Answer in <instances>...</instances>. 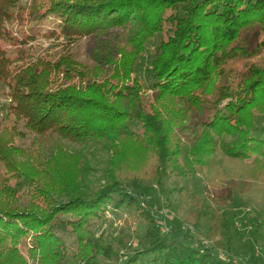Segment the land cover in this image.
I'll return each instance as SVG.
<instances>
[{
    "label": "trees",
    "instance_id": "trees-1",
    "mask_svg": "<svg viewBox=\"0 0 264 264\" xmlns=\"http://www.w3.org/2000/svg\"><path fill=\"white\" fill-rule=\"evenodd\" d=\"M16 2L0 0V17ZM51 14L60 36L87 39L85 60L54 67L86 85L52 88L50 66L8 71L0 53L6 115L34 135L27 150L0 132V264H238L160 236L130 188L147 182L174 197L178 221L220 234L227 251L226 202H258L247 204L248 225L264 247V60L251 59L264 49L254 40L264 0H30L28 26ZM97 150L106 159L93 191L83 176ZM107 206L145 223L148 241L118 256L121 241L97 233Z\"/></svg>",
    "mask_w": 264,
    "mask_h": 264
},
{
    "label": "rangeland",
    "instance_id": "rangeland-1",
    "mask_svg": "<svg viewBox=\"0 0 264 264\" xmlns=\"http://www.w3.org/2000/svg\"><path fill=\"white\" fill-rule=\"evenodd\" d=\"M29 4L30 0H17L15 5L11 7L9 16L0 17V53H3L4 57L9 60L7 70L12 71L16 67L29 63H36L34 66L37 70H39L41 66H50L56 71L54 68L55 65L67 59L68 56L72 57L73 63L85 60L84 49L87 45V39L81 38L71 41L60 36L57 31L59 17L53 14L47 15L42 21L32 26H28L30 25L27 20V8ZM51 32H55V34L51 35ZM26 35H31V37L28 38L27 41L21 42L24 41L23 39ZM263 39L264 30L259 31L254 36L255 41ZM19 51H23V55H20ZM251 56V59L254 60H264V49L256 51L255 54ZM240 63L242 62L237 61L234 67L239 69ZM60 67L62 69L65 65H60ZM75 67L77 66L75 65ZM49 77H51L52 88L56 89L66 86L83 87L82 85H84L85 87L86 85L85 83H80L74 76L65 80L60 70L51 72ZM7 92L8 88L3 82H0V132H6L12 144L22 146L29 150L30 144L34 140V135L25 128L23 121L16 122L12 116L7 117ZM131 126L134 129H138L137 122L135 121H131ZM11 127H15V131L11 130ZM73 148L79 149V147L75 145ZM95 152V157H89L90 169L83 176V184L86 183L85 185L87 188L93 191L97 188L96 185H98L97 183L100 181L98 178L105 167L104 161L106 159L104 151L101 152L97 150ZM228 168L232 174H235L236 180L239 175L236 166L229 165ZM4 172V165L0 161V176H2ZM197 182L198 180L195 178V183ZM142 184L138 186H136V184L130 185V188L140 193L139 199L141 206L143 209L149 210L153 215V223L160 236H169L173 232H176L178 236H186L187 241L190 242V246L201 250H210L222 259L230 260L238 264H251L252 261L258 263L261 260L264 261L263 244L258 243L255 234L251 232L252 230H250L248 225V219L252 217V213L250 206L247 204L259 207L260 204L258 202L250 198H243L240 199L242 200V206H238V204L233 201L218 203L220 206L223 204V208L227 206L223 211L224 215H228L229 220H226V222L232 220L234 223L231 233L232 248L234 250L227 251V249L217 245L220 234L215 233L212 239L206 238L198 235L199 231L197 227L189 221L177 220L174 209L175 204L173 202L174 197L171 194L161 190L154 182ZM201 187V185H197L194 189L196 194H199ZM221 190L223 191V189ZM215 193H218L216 196L222 194L217 189H211L206 193V196L214 197ZM261 196L263 197L260 198V203L264 202V193H262ZM218 199L219 197H217V200ZM225 202L226 204L224 206ZM104 215V222L98 225V227H100L97 233H102L106 239L112 238L114 242L117 240L121 241L125 249L120 250L118 256L125 254L126 251H132L148 241L145 236L146 224L140 220L135 221L124 208L115 212L114 209L107 206ZM222 215L221 219L223 221L225 216ZM205 229L206 225L202 223L199 230L202 232ZM226 231H228V228ZM28 243L27 238L26 245H28ZM249 247L252 249L250 253ZM28 264L34 263L29 261Z\"/></svg>",
    "mask_w": 264,
    "mask_h": 264
}]
</instances>
